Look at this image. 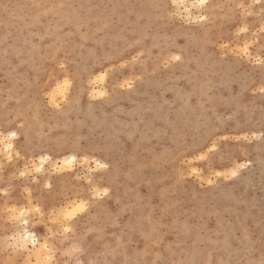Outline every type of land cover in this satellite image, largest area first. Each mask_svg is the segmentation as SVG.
Instances as JSON below:
<instances>
[{
	"label": "rangeland",
	"instance_id": "rangeland-1",
	"mask_svg": "<svg viewBox=\"0 0 264 264\" xmlns=\"http://www.w3.org/2000/svg\"><path fill=\"white\" fill-rule=\"evenodd\" d=\"M0 138V264H264V0H0Z\"/></svg>",
	"mask_w": 264,
	"mask_h": 264
},
{
	"label": "bare ground",
	"instance_id": "bare-ground-1",
	"mask_svg": "<svg viewBox=\"0 0 264 264\" xmlns=\"http://www.w3.org/2000/svg\"><path fill=\"white\" fill-rule=\"evenodd\" d=\"M200 1H201V4H204V0H200ZM0 140H1V138H0ZM1 143L7 151H10L9 149L11 148V146L13 144L11 141H9L6 144L3 141H1ZM72 160H73V157H69V159L64 160V162H68V161L70 162ZM43 161L44 160H41V162H43ZM18 213H19V215H16L17 218L23 217L24 211H20ZM23 221L25 224H27L26 219H23ZM34 237H35V235L33 233H31L28 229L24 228V236L19 234L16 240H17V243L19 242V244L22 248L28 249V244H31L33 251H36L37 244L35 243ZM41 246L39 248H41ZM39 248H37V249L39 250Z\"/></svg>",
	"mask_w": 264,
	"mask_h": 264
}]
</instances>
